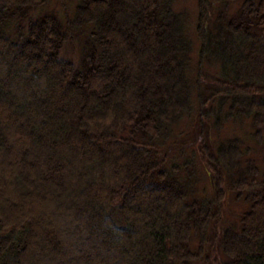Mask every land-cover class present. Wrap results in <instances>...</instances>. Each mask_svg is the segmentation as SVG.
Listing matches in <instances>:
<instances>
[{"label": "trees", "instance_id": "obj_1", "mask_svg": "<svg viewBox=\"0 0 264 264\" xmlns=\"http://www.w3.org/2000/svg\"><path fill=\"white\" fill-rule=\"evenodd\" d=\"M177 1L0 0V264H264V0Z\"/></svg>", "mask_w": 264, "mask_h": 264}, {"label": "rangeland", "instance_id": "obj_2", "mask_svg": "<svg viewBox=\"0 0 264 264\" xmlns=\"http://www.w3.org/2000/svg\"><path fill=\"white\" fill-rule=\"evenodd\" d=\"M74 0H51V4L49 6V9L55 10L57 14H59V16H63L67 9L70 8L69 3L73 4ZM178 8L184 9L187 8L191 14H190V29L192 31V35H194V31H195V23H196V12H197V0H178L176 3ZM70 56L76 55V50L73 48H70ZM77 56V55H76ZM246 205V204H245ZM245 205L243 203H237L235 202L234 199L230 198L226 204H224L225 209L223 211V214L227 212V223L230 225H235L237 224V221H239V216L240 214L246 209ZM223 206V207H224ZM222 214V215H223ZM217 241V240H216ZM107 244H111L112 243V239L110 240H106ZM212 244V248L209 250L211 258H209L206 262H202L199 264H215L217 263L219 260V255L218 253H216L215 249L213 248ZM217 250V248H216Z\"/></svg>", "mask_w": 264, "mask_h": 264}]
</instances>
